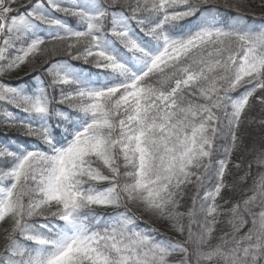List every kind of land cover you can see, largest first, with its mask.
Wrapping results in <instances>:
<instances>
[{
    "label": "snow or ice",
    "instance_id": "snow-or-ice-1",
    "mask_svg": "<svg viewBox=\"0 0 264 264\" xmlns=\"http://www.w3.org/2000/svg\"><path fill=\"white\" fill-rule=\"evenodd\" d=\"M17 3L0 0V76L44 57L50 86H71L56 97L71 111L53 112L42 84L31 91L0 82V103L26 114L6 107L4 123L44 146H0V224L12 220L0 264H174L177 254L180 264H264V174L243 205L227 209L232 231L211 243L226 214L218 201L242 117L258 93L264 105V30L224 27L210 15L174 33L210 0H29L25 12ZM58 51L99 69L97 79L55 59ZM188 185L197 191L181 212ZM133 208L182 239L139 230Z\"/></svg>",
    "mask_w": 264,
    "mask_h": 264
},
{
    "label": "trees",
    "instance_id": "trees-1",
    "mask_svg": "<svg viewBox=\"0 0 264 264\" xmlns=\"http://www.w3.org/2000/svg\"><path fill=\"white\" fill-rule=\"evenodd\" d=\"M23 1L29 4V0ZM99 2L104 3V0H99ZM227 5H237L238 7H229ZM202 7L205 9L203 14H198L197 17L192 18L195 23L204 21L205 17L207 16L215 15L221 24H224V26L227 24V27L229 28L238 27L241 30L251 29L257 32L264 30V0H210V3L203 5ZM54 14L58 15L59 17L62 16L61 13ZM62 18L73 28L81 27L78 24L76 17L63 16ZM105 24L106 27L110 26V23L107 20L105 21ZM145 39L147 40L148 38L145 37ZM49 47L51 46L49 45ZM55 59L68 61L76 65L79 72L89 76L93 81L97 79V74L100 72L99 69L94 68L91 64H87L83 60H73L69 56L59 51L57 52ZM46 66L45 58L37 57L31 63L24 65L21 69L0 76V79L2 80L3 78L8 84L18 85L31 91H35L36 87L42 84L47 88L50 102H52L53 100H56L60 86H57L56 88L50 86V78L48 77L47 73L43 71V67ZM242 91L243 90L241 89L239 92H237V95H239ZM260 95L261 93H258L257 96L253 98V100L250 102L249 109L246 110L241 120V125L238 130L240 137V148L232 156L233 162L229 165V171L225 177V182L227 183L228 187L221 194V198L218 201V203L225 205L224 211L226 214L220 217L221 223L216 225V231L213 233L214 239L211 242L214 245L221 242V236L232 231L231 225L228 224V220L231 217L227 214V209H231L237 204L243 205V201L252 194L250 190L252 189L254 183L259 179L261 174H264V165L257 163L260 153L264 152V105L259 102ZM6 107L19 119H26V114L20 112L18 109L13 108L11 105H4L0 103V146H7L9 142L15 141V144L19 150L21 147L43 148L44 146L40 144L39 141H36L33 137L26 136L24 132L17 133V126L14 127L4 123V109ZM56 110H54V112ZM59 110L63 111V109ZM49 119L51 121H55L58 118L53 115ZM58 126V124H52V128L54 129L57 139H59L57 134ZM8 139L12 141H9ZM216 143L218 146L224 145V138L221 137ZM223 156V147H220L219 150L214 154L213 168L216 167L215 160L222 159ZM2 164L3 161L0 160V165ZM237 164H240L241 167L237 168ZM249 165H251L250 168ZM246 173L248 174L247 176ZM215 183V174L213 172L211 173V178L206 183V188H212ZM107 186V184H102L100 187L104 188ZM196 191L197 189L195 185H188L186 187L185 198L181 201V212H186L192 207V196L196 193ZM203 195L204 188H201L200 196ZM96 211L105 217L111 216L115 212L108 211L107 209H96ZM134 211L137 212L142 218L145 217L143 214H140V210ZM198 219L202 220V217H198ZM248 219L250 221V217H248ZM11 222L12 220L9 219L5 223L0 224V232ZM185 223H187V218H185ZM136 226L143 228V230L158 228L159 233L156 235L160 240H164L165 238L173 240L182 239V237L171 228L169 222L159 221L152 216L151 220L145 218L139 219ZM193 227H195V225ZM250 227L251 223L249 222L248 228ZM248 228H245L240 234H245ZM3 246L4 245H0V248ZM171 259L174 264H180L183 256L181 254H177Z\"/></svg>",
    "mask_w": 264,
    "mask_h": 264
},
{
    "label": "rangeland",
    "instance_id": "rangeland-1",
    "mask_svg": "<svg viewBox=\"0 0 264 264\" xmlns=\"http://www.w3.org/2000/svg\"><path fill=\"white\" fill-rule=\"evenodd\" d=\"M24 2V1H23ZM22 5V4H21ZM21 5H18V3L17 4H15V5H13V7H15V8H18L19 6L21 7ZM24 8V7H23ZM20 9V8H19ZM27 10V9H26ZM26 10H23V9H20V11L21 12H25ZM15 14V13H14ZM65 106V107H67L65 104H57V106ZM256 142V141H255ZM258 143V142H257ZM134 210H136V211H138L136 208H133ZM140 214H143L145 217V219H148V220H151V216L149 215V214H147V213H141L140 212ZM143 218V219H144ZM12 227V226H11ZM11 227H8V228H6L5 229V231L3 232V234H2V237L4 238V240H6V236H7V233H8V231L11 229Z\"/></svg>",
    "mask_w": 264,
    "mask_h": 264
}]
</instances>
